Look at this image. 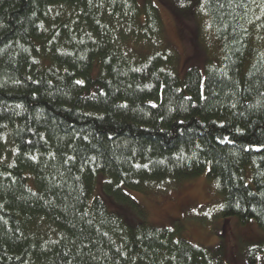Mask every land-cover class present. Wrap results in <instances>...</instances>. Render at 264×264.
<instances>
[{"label": "trees", "instance_id": "16d2710c", "mask_svg": "<svg viewBox=\"0 0 264 264\" xmlns=\"http://www.w3.org/2000/svg\"><path fill=\"white\" fill-rule=\"evenodd\" d=\"M185 1L220 44L204 76L155 0H0V264H227L131 196L205 171L218 215L264 231V6Z\"/></svg>", "mask_w": 264, "mask_h": 264}, {"label": "rangeland", "instance_id": "374dc122", "mask_svg": "<svg viewBox=\"0 0 264 264\" xmlns=\"http://www.w3.org/2000/svg\"><path fill=\"white\" fill-rule=\"evenodd\" d=\"M155 1L165 24L168 42L178 52L179 76L183 78L190 66L198 67L204 76L207 55L218 58L220 48V44L216 47L217 40L213 37L208 18L201 11L196 15L195 8L187 7L185 0H171L170 4L167 0ZM96 71L97 65L93 67L94 74ZM97 178L98 181L102 178L98 189L101 193L104 175L99 174ZM135 193L136 196L131 192V196L150 224L174 227L177 236L195 245L206 248L224 245L227 264H246L244 243L264 242V231L254 220L242 223L237 217L223 219L218 215L221 197L207 182V171L163 192ZM111 205L116 207L112 202ZM126 215L132 220L129 212Z\"/></svg>", "mask_w": 264, "mask_h": 264}, {"label": "snow or ice", "instance_id": "6c2138e0", "mask_svg": "<svg viewBox=\"0 0 264 264\" xmlns=\"http://www.w3.org/2000/svg\"><path fill=\"white\" fill-rule=\"evenodd\" d=\"M209 2V0H205V4H207ZM229 3H234V2H239L241 7H246V5L243 3V0H228ZM250 3H255L256 0H249ZM260 6H264V0H261V5ZM221 7H223V5H221ZM77 84H83V81H76ZM190 99V98H189ZM153 107H155V105H153ZM223 126V125H221ZM227 139V138H225ZM230 142V141H229ZM247 150V149H246ZM256 150H260L259 148H256ZM33 159H35V157H33ZM144 167H147V165H144ZM257 259H260V257H257Z\"/></svg>", "mask_w": 264, "mask_h": 264}]
</instances>
